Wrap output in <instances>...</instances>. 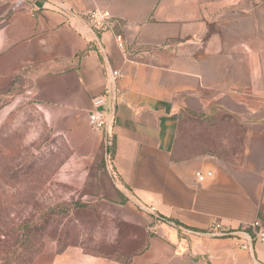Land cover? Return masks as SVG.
<instances>
[{"label": "crops", "instance_id": "1", "mask_svg": "<svg viewBox=\"0 0 264 264\" xmlns=\"http://www.w3.org/2000/svg\"><path fill=\"white\" fill-rule=\"evenodd\" d=\"M95 9L115 20L99 35L78 17ZM103 94L118 195L94 202L118 251L53 243L29 264H264L263 242L205 233L264 223V0H0V124L32 99L93 157Z\"/></svg>", "mask_w": 264, "mask_h": 264}, {"label": "rangeland", "instance_id": "2", "mask_svg": "<svg viewBox=\"0 0 264 264\" xmlns=\"http://www.w3.org/2000/svg\"><path fill=\"white\" fill-rule=\"evenodd\" d=\"M105 149L76 153L32 99L20 100L0 124L1 254H39L53 243L118 251L94 202L118 195Z\"/></svg>", "mask_w": 264, "mask_h": 264}, {"label": "built area", "instance_id": "3", "mask_svg": "<svg viewBox=\"0 0 264 264\" xmlns=\"http://www.w3.org/2000/svg\"><path fill=\"white\" fill-rule=\"evenodd\" d=\"M79 19L91 30L94 34L99 33L113 26L115 20L109 10L95 9L87 13L79 14ZM116 40L120 48L125 49V41L121 34L116 35ZM112 93L115 96L117 79L122 76L119 70L112 72ZM107 95L103 94L93 99V109L89 113V123L94 131L104 134L106 156L109 158V148L114 141L113 138V121L114 119L108 116L106 111ZM213 171L197 170L195 176L197 181L204 182L209 177L213 176ZM141 209L154 215L158 219H162V215L154 206L140 205ZM205 233L212 237H229L236 239L240 247L245 250H250L255 241L264 243V223L261 219H256L251 223L242 225L239 228L228 226L221 220L213 221Z\"/></svg>", "mask_w": 264, "mask_h": 264}, {"label": "trees", "instance_id": "4", "mask_svg": "<svg viewBox=\"0 0 264 264\" xmlns=\"http://www.w3.org/2000/svg\"><path fill=\"white\" fill-rule=\"evenodd\" d=\"M104 151H105L104 154L106 158V149ZM108 152H109V158L113 159L115 155V142L114 141L111 144ZM38 252L31 253L30 255H28L29 254L28 251L25 250L24 252H20L18 255H16V257L12 259L9 258L8 255L1 254L3 252H0V264H14V263L15 264H29L37 256Z\"/></svg>", "mask_w": 264, "mask_h": 264}]
</instances>
